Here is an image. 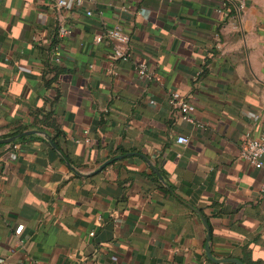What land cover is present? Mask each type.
<instances>
[{"label": "crops", "instance_id": "1", "mask_svg": "<svg viewBox=\"0 0 264 264\" xmlns=\"http://www.w3.org/2000/svg\"><path fill=\"white\" fill-rule=\"evenodd\" d=\"M57 1L0 0V140L43 133L0 144V264H233L208 236L216 260L264 264V168L240 158L264 132V0Z\"/></svg>", "mask_w": 264, "mask_h": 264}, {"label": "built area", "instance_id": "2", "mask_svg": "<svg viewBox=\"0 0 264 264\" xmlns=\"http://www.w3.org/2000/svg\"><path fill=\"white\" fill-rule=\"evenodd\" d=\"M84 7V0H58L57 8L60 10L73 11V10H81ZM245 6L241 5L239 10L244 11ZM219 15L222 19L227 18L228 13L226 8H220L218 10ZM86 16L91 17L92 12L86 11ZM71 29L68 26L60 27V37L65 38L69 36ZM105 38L113 43V57L116 60H121L124 62L129 61L131 55L127 49L130 43V36L125 32L122 26L115 25L113 28L108 30L105 35ZM96 43H102L104 41L103 36H97L95 38ZM55 62L60 63V53L57 51L54 54ZM138 75L144 79L146 82H152L156 79V72L149 69L147 64L140 63L137 67ZM171 106L176 109L181 115L182 119L186 122L193 123V115L195 111V107L191 105L188 101L180 98L178 94H174L171 102ZM177 143L179 145H188L190 143V139L185 136H180L177 139ZM21 148L20 144L12 145L13 153L10 154V160L17 159V151ZM240 158L248 165L253 167L256 170H262L264 168V132L258 138H252L249 135L243 142V146L240 152ZM2 168V164L0 162V170ZM264 190V184H263ZM1 196V193H0ZM24 226H19L15 234L20 235ZM93 235V234H92Z\"/></svg>", "mask_w": 264, "mask_h": 264}, {"label": "water", "instance_id": "3", "mask_svg": "<svg viewBox=\"0 0 264 264\" xmlns=\"http://www.w3.org/2000/svg\"><path fill=\"white\" fill-rule=\"evenodd\" d=\"M32 135H43V133L32 130V131H27V132L23 133L21 136L26 137V136H32ZM17 139H18L17 137H13V138H9V139L0 140V144H5V145L11 144V143H14ZM160 180L163 182V179L161 177H160ZM194 211L200 216V218L202 219L203 224L205 225L206 229L209 230V225H208L205 217L203 216V214L199 210L194 209ZM210 240H211V238H210V236H208L207 245H206V255L210 261L215 262V263L243 264L239 259H235V258L216 260L213 257L212 252L210 250Z\"/></svg>", "mask_w": 264, "mask_h": 264}, {"label": "trees", "instance_id": "4", "mask_svg": "<svg viewBox=\"0 0 264 264\" xmlns=\"http://www.w3.org/2000/svg\"><path fill=\"white\" fill-rule=\"evenodd\" d=\"M45 116L46 117H44L43 120L38 121V119H36L37 123H41L42 125H44L45 128L40 127V128H37V129H39L41 131H44V132H47V129L50 130V128L56 129L55 126H53L52 123H51V115L48 114V115H45ZM25 131H27L26 128L16 129L15 131H13L11 134L6 136L5 138L17 137L18 139H17L16 143H24V142H26L29 139H35V138L40 139V137H37V136H29V137L21 136ZM56 131H57L56 135L53 136V138H52V141L55 142V143H56V141H57V139H58V137L60 135L59 131L57 129H56ZM57 144L58 143H56V145ZM0 147H3V145H0ZM242 261L247 262L245 259L242 260Z\"/></svg>", "mask_w": 264, "mask_h": 264}]
</instances>
